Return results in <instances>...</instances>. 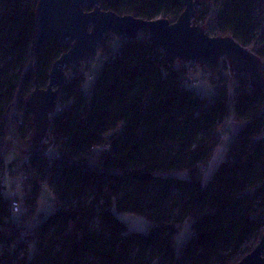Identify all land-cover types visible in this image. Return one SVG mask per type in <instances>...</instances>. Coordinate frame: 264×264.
<instances>
[{
	"label": "trees",
	"instance_id": "1",
	"mask_svg": "<svg viewBox=\"0 0 264 264\" xmlns=\"http://www.w3.org/2000/svg\"><path fill=\"white\" fill-rule=\"evenodd\" d=\"M39 1L0 0V244L9 250L0 264L239 262L245 245L264 234V90L219 59L203 66L213 87L212 98H203L188 86V66L166 56L148 32L114 46L117 37H105L98 48L105 61L90 96L84 72L68 75L50 151L32 150L24 166L28 188L17 197L24 211L15 218L3 186L10 174L4 141L12 130L33 138L27 99L36 83L47 87L52 65L70 48L51 40L36 50ZM196 2V24L212 36L235 38L260 58L264 73V0ZM103 10L173 23L185 6L104 0ZM13 120L22 125L15 129ZM227 136L224 159L207 172ZM46 178L56 209L37 220ZM173 197L176 205L169 204ZM126 214L148 228L129 232L120 218ZM187 224L193 235L177 250Z\"/></svg>",
	"mask_w": 264,
	"mask_h": 264
},
{
	"label": "water",
	"instance_id": "2",
	"mask_svg": "<svg viewBox=\"0 0 264 264\" xmlns=\"http://www.w3.org/2000/svg\"><path fill=\"white\" fill-rule=\"evenodd\" d=\"M183 2L184 12L172 23L164 18L145 20L105 11L104 0H40L36 8V50L51 40L61 46L70 44V48L52 65L47 87L40 88L36 83L27 99L37 145L50 139L53 117L67 81L66 68L88 62L108 34L129 40L148 32L166 56L184 64L205 66L213 60L227 59L232 71L247 74L254 88L264 90L260 58L233 37L211 36L195 22L196 0ZM85 6L92 9L86 11ZM236 264H264V235Z\"/></svg>",
	"mask_w": 264,
	"mask_h": 264
},
{
	"label": "rangeland",
	"instance_id": "3",
	"mask_svg": "<svg viewBox=\"0 0 264 264\" xmlns=\"http://www.w3.org/2000/svg\"><path fill=\"white\" fill-rule=\"evenodd\" d=\"M120 43V38H115V41L112 42L113 46L116 43ZM105 61V55L103 51H97V53L88 61L84 62L78 65H72L66 68V75H76L78 71H82L85 73V81L83 83V91L86 96H90L93 91L94 87V80L96 78L97 73L101 69L102 65ZM198 71V73H196ZM202 72H203V66L200 64H197L196 70L192 71L188 77L190 81L195 79V82L189 83V88L194 90L199 96L203 98H212L213 95V87L212 85L205 80V77L202 78ZM196 73V76H193ZM227 76L230 77V74L228 73ZM205 80V81H204ZM58 110H59V103H58ZM15 127V129L19 128L22 124L20 120H13L12 123ZM13 128V127H12ZM34 135V132H33ZM227 135V134H226ZM225 136V134H224ZM232 136H227L225 139L222 140L221 144L217 148L215 152L214 159L212 160L211 165L207 168V172H211L215 165L218 163L216 155L220 152L225 153V149L227 144L231 141ZM39 145H37L35 141V137L33 138H26L24 140L20 139V136L16 135L15 131H11L10 134L7 136L6 140L4 141V151L6 154L5 161H6V167L7 171L10 173L7 175L8 178V187L7 189L12 194L13 198H19L20 201L24 197V192L22 190V187L26 190L28 188V185H24V181L27 179V176H30L29 172L24 168L26 165V162L28 161V157L30 153L33 151H38ZM41 148L44 151L48 152L50 151V144L47 141L43 145H41ZM99 160V159H98ZM102 160V159H101ZM26 170V171H25ZM13 173V174H11ZM26 184V182H25ZM43 188L40 193L38 203H37V213L35 216V219H39L40 216L47 217L50 214H52L56 209V203L53 196V193L51 189L49 188L50 181L48 178H46L43 181ZM6 190L5 194L6 196H9V192ZM176 197H173L172 200H170L169 204L176 205ZM23 208H20V212L15 214V218H18L21 213H23ZM127 217L121 218L128 227L129 232H142L144 229L148 228V223L141 219L140 217H137L135 215H123ZM129 216V217H128ZM193 233L192 230L189 227V224L182 227L180 233L178 234L176 238V244H177V250L182 247L186 242H188ZM264 235V234H263ZM262 233H259L256 235V237L252 238L243 248V252L237 257L238 259H242L243 255L251 253L255 247L258 245L259 241L262 238ZM8 248L4 244H0V258L5 256V254L8 252ZM23 254V253H21Z\"/></svg>",
	"mask_w": 264,
	"mask_h": 264
},
{
	"label": "built area",
	"instance_id": "4",
	"mask_svg": "<svg viewBox=\"0 0 264 264\" xmlns=\"http://www.w3.org/2000/svg\"><path fill=\"white\" fill-rule=\"evenodd\" d=\"M211 35V34H210ZM212 36V35H211ZM188 66V72L187 74L189 75L192 71L196 70L197 67V63H188L186 64ZM8 178L7 175H5L4 181H3V186L8 187ZM8 190V189H7ZM9 192V197L11 199V211L16 214L19 212V201L17 200V198H13L12 194Z\"/></svg>",
	"mask_w": 264,
	"mask_h": 264
},
{
	"label": "crops",
	"instance_id": "5",
	"mask_svg": "<svg viewBox=\"0 0 264 264\" xmlns=\"http://www.w3.org/2000/svg\"><path fill=\"white\" fill-rule=\"evenodd\" d=\"M196 73H198V71L196 72ZM196 73L193 75V76H196ZM202 78H203V72H202ZM205 81V80H204ZM193 82H195V79H194V77H193V79L190 81V83H193ZM231 128V130H232V132H234L235 130H236V127H235V125L234 124H230L229 125V129ZM225 151H226V149H225ZM226 153V152H225ZM225 153H223V152H220L219 153V155L217 154L216 155V157H217V162H220V161H222L223 159H224V157H225ZM123 217H127V216H123V215H121L120 216V218H122L123 219ZM129 217V216H128ZM124 220V219H123ZM147 229V228H146ZM146 229H144L143 231H145ZM142 231V232H143Z\"/></svg>",
	"mask_w": 264,
	"mask_h": 264
}]
</instances>
